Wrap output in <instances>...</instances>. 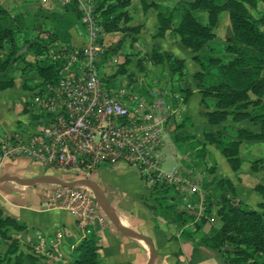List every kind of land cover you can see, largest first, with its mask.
Wrapping results in <instances>:
<instances>
[{
  "label": "rangeland",
  "instance_id": "1",
  "mask_svg": "<svg viewBox=\"0 0 264 264\" xmlns=\"http://www.w3.org/2000/svg\"><path fill=\"white\" fill-rule=\"evenodd\" d=\"M118 1L120 0H0L12 9L13 14L18 12L23 14L24 19L22 28L15 34V42L19 47L18 53L5 72L6 77L14 78L21 94L22 90H26L23 88L24 83L32 86V88L28 87L29 90L27 89V98L25 97V100L15 104L18 113L26 114L25 121L19 122L22 126L21 131L34 129L41 112L35 103L29 101L31 93L41 87V81L34 66L26 67L25 64L34 63L43 58L56 62L57 68L64 64L68 58L67 55L75 46L78 47L88 42L85 37L88 30L82 21L81 23L75 22L74 26L69 28L71 40L68 44L62 41L60 37L63 33L58 34L56 32L58 16L68 13L70 17H73L75 14L73 10L80 11L83 15L85 12H91L95 16L99 28L98 34H102L97 42L105 48L99 68L102 72H109L113 76L118 75L120 86L126 82L127 101L130 108L138 106L139 101L135 95L156 101L159 107L158 112L161 114H163V108H167V104L169 105L167 113H165L168 115L163 123L161 133L159 164L162 169L176 166L180 170V175L188 178L192 183L189 187L182 186L178 189L163 183L165 184L164 187L153 189L154 183L142 181L146 193L140 196V200L147 207L154 206V212H152L154 213V220L156 217H161L157 215V212L164 206L176 203L178 209L184 208L194 215V219L186 225L185 229L194 231L195 227L200 224L201 231L212 235L221 225L217 210L221 197L228 195L226 185L221 182L226 177L222 175V168L218 169L213 157V149L207 148L208 143H206L205 156L199 158L189 145H178L172 140L170 134L177 124H182L176 131L178 134L189 132L202 141L204 140V130L214 132L213 129L205 128L198 115L192 116L188 113V109L182 100L183 97L177 90L178 87L183 88L187 72L186 65H179L177 71L170 69V65L174 64L176 58L183 59L185 64L184 55L188 57L190 53L200 54V52L190 51L187 48H185L186 51L179 49L180 53L177 50L167 52L152 45L150 36L144 35L151 33L141 22L140 11L138 10V2L140 3L141 0H128L129 3L125 6H120ZM145 1L151 2V0ZM160 2L161 5L159 10L156 9L157 12L165 13L172 7L175 10L181 9L176 0H160ZM251 13L255 17L264 16V2L258 0L256 7L251 8ZM194 14L202 24L206 23L207 17L203 9L195 10ZM211 31L213 38L202 51H208L211 48L222 62H226L232 57L225 50L232 33L226 11H221L218 14ZM49 36H52L54 40L49 43V47L45 51L28 46L32 40L37 38L48 40ZM181 48H183L182 45ZM157 52L163 55L162 63H156L152 58L153 54ZM15 58L22 60L16 61ZM262 76H264V69ZM261 100L264 101V96L261 97ZM214 102L215 99L206 98L199 114L203 116L205 111L211 110ZM3 108L0 106L2 115L5 109ZM253 108L252 104H248L247 110L252 111ZM233 123L234 121L228 118L220 126L224 127V131L230 134L236 129ZM0 135L1 146V143L9 135H4L1 130ZM248 151L251 152L250 156L246 153ZM246 152L243 155L239 152V157H243L239 169L249 170L247 172H250L251 176L244 178L246 185L249 187L252 185L253 189L257 184L264 185V140H256L249 148H246ZM252 163H255L256 169L254 170L251 169ZM53 169H56L53 170L56 171L54 174L65 179L77 178L69 171ZM48 171H52V168H48ZM235 176L240 181V177L237 174ZM83 177L95 179L92 171ZM252 208L263 213L264 203H258ZM102 216V220L109 223L103 213ZM166 224L169 229L174 228L167 221ZM57 231L59 236L55 235ZM36 232L37 229L17 230L12 227L7 228L4 233L0 232V264H13L15 257L19 255H22L25 264H74L73 248L78 239L81 238L80 232L75 227L67 231L63 228L54 229L53 233L50 232L49 234L50 239L46 238L47 241L45 240L43 243L37 239ZM133 242L137 246L135 249L136 264H146L148 260L146 246L138 241V243ZM100 259L104 260V257L100 255Z\"/></svg>",
  "mask_w": 264,
  "mask_h": 264
},
{
  "label": "trees",
  "instance_id": "2",
  "mask_svg": "<svg viewBox=\"0 0 264 264\" xmlns=\"http://www.w3.org/2000/svg\"><path fill=\"white\" fill-rule=\"evenodd\" d=\"M257 1L176 0L181 7L180 10L172 7L165 13L160 11L157 13L154 37L173 34L184 48L200 52L192 57L199 67V70L194 73V79L198 82V92L202 96L200 103L203 104L206 98L215 99L213 108L204 112L207 122L221 124L228 118L233 121L249 119L258 126L255 130L237 128L230 134L224 131V127L214 132L204 130L203 141L189 132L178 134L176 131L182 124H177L170 133L174 142L178 145H189L199 158L206 154V143L214 145L215 149L226 158L233 171H237L241 165L238 148L240 141L264 140V101L261 100L264 96V76H262L264 16L255 17L251 13V8L256 7ZM261 1L264 2V0ZM117 3L125 6L129 2L120 0ZM141 4L144 10L148 7L159 10L161 2L151 0L148 3L141 0ZM197 9L205 11L207 17L205 24H202L195 16L194 11ZM221 11L227 12L232 32L225 46V50L232 57L226 62H222L211 48L208 51H202L213 38L211 30ZM73 12L75 13L73 17L66 13L58 16L56 22V32L63 33L60 37L68 44L71 40L69 28L74 26L75 22L81 23L83 16L80 11L73 10ZM22 24H24L23 14L19 12L13 14L10 7L0 2V89L14 85V78L6 77L5 72L18 53L19 47L15 42V34L22 28ZM53 40L52 36H49L48 40L37 38L29 42L28 46L45 51ZM152 58L156 63L163 62V55L158 52L154 53ZM179 65H185L184 60L176 58L174 64L170 65L171 71H177ZM25 66H34L40 78V84L53 83L57 79V63L52 60L43 58L34 63H26ZM28 87L32 88L28 84H23L24 89L29 90ZM177 90L183 97V103L186 104L193 93L192 90L186 87H178ZM248 104L254 106L252 111L247 110ZM42 116L44 120L46 115ZM251 169H256L255 163L251 164ZM221 182L226 185L228 195L221 197L217 210L221 225L214 234L209 235L201 231L200 224L194 231L185 229L186 225L194 219V215L184 208L178 209L176 203L167 204L157 212V215L174 227L180 239L186 240L193 247L215 251L222 264H264V212L260 213L238 199L234 185L228 178ZM164 186L163 183H156L153 189ZM253 190L264 199L263 184L255 185ZM148 208L154 212V206ZM10 227L21 230L26 228V225L0 213V232L4 233ZM175 232L172 238L177 237ZM98 242L99 238L95 232L82 236L73 248L74 264H106L105 259H100L99 250L102 245ZM13 264H25L22 255L16 256Z\"/></svg>",
  "mask_w": 264,
  "mask_h": 264
},
{
  "label": "built area",
  "instance_id": "3",
  "mask_svg": "<svg viewBox=\"0 0 264 264\" xmlns=\"http://www.w3.org/2000/svg\"><path fill=\"white\" fill-rule=\"evenodd\" d=\"M81 21L88 30V42L71 50L66 62L57 68L55 82H44L31 93L29 101L41 111L38 123L34 129L16 131L5 138L1 156H25L77 178L99 167L124 164L135 168L143 182L167 183L176 189L191 186L176 166L162 169L159 164L169 105L161 114L156 101L135 95L138 106L130 108L126 82L120 86L118 75L99 68L105 48L97 42L102 34H98L95 16L85 12ZM48 204L71 214L81 237L96 233L102 222L103 212L86 187L58 185ZM49 234L36 232L40 243L50 239Z\"/></svg>",
  "mask_w": 264,
  "mask_h": 264
},
{
  "label": "crops",
  "instance_id": "4",
  "mask_svg": "<svg viewBox=\"0 0 264 264\" xmlns=\"http://www.w3.org/2000/svg\"><path fill=\"white\" fill-rule=\"evenodd\" d=\"M138 5L141 22L151 33L144 35L150 36L152 45L167 52L177 50L180 53L179 49L185 50L184 47L181 48L179 41L173 34L154 37L158 12L153 7L144 10L141 2H138ZM194 55L190 53L188 57L183 56L187 68L183 87L190 88L193 92L185 105L190 115L199 116L206 129L221 130L220 124H209L206 117L199 114L202 109L200 103L202 96L198 92V82L194 79V73L198 70V65L192 59ZM26 90H22L21 94L16 82H14L13 87L0 89V106L5 108H3L4 114L0 113V130L4 135H12L22 129L19 122L25 121L26 114L18 113L15 104L25 100L28 95V90ZM233 126L236 129L255 130L258 128L249 119L234 121ZM254 142L256 140H241L238 147L239 152L243 155L246 148H249ZM207 148L213 149L212 153L218 169L221 167L223 177L228 178L233 183L238 199L252 207L258 203H264L262 197L252 189V185L250 187L246 185L244 177L251 176L250 172H247L249 170L242 168L233 171L226 158L215 149L214 145L208 144ZM246 153L248 156L251 154L250 151ZM244 156L247 155L244 154ZM241 158L243 159L242 156ZM53 170L56 169L52 168V171H48V167L25 156L8 158L0 155V175L10 172L21 177H37L43 174H54L56 171ZM92 172L95 177L94 180L100 184L122 222L151 238L157 252L156 264H222L215 251L193 247L186 240L180 239L178 233H175L176 238H172L174 228L169 229L166 221L161 217H156L154 220L152 211L140 200V196L146 193V188L135 168L118 164L99 167ZM236 174L240 177V181L236 179ZM55 187L52 184L26 186L14 181H4L0 183V213L3 216L23 222L26 225V230L37 229L48 233L57 228H63L66 231L72 230L74 228L73 216L59 206L48 204L49 195ZM109 223L102 220L96 228L100 242L98 243L102 245L99 254L104 257L106 264H136L135 249L137 246L133 244V241L136 240L125 238ZM142 251H144L143 248Z\"/></svg>",
  "mask_w": 264,
  "mask_h": 264
},
{
  "label": "water",
  "instance_id": "5",
  "mask_svg": "<svg viewBox=\"0 0 264 264\" xmlns=\"http://www.w3.org/2000/svg\"><path fill=\"white\" fill-rule=\"evenodd\" d=\"M4 181H14L21 185L33 186L37 184H52L65 187H86L88 188L101 211L108 221L120 232L125 238L136 240L143 243L148 251V260L146 264H156L157 252L151 238L124 224L114 207L108 201L100 184L90 177H79L75 179H65L57 174H43L37 177H21L16 174L5 172L0 175V183Z\"/></svg>",
  "mask_w": 264,
  "mask_h": 264
}]
</instances>
